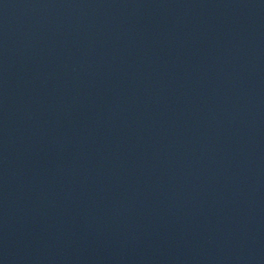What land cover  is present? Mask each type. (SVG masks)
I'll return each instance as SVG.
<instances>
[{"label":"water","instance_id":"95a60500","mask_svg":"<svg viewBox=\"0 0 264 264\" xmlns=\"http://www.w3.org/2000/svg\"><path fill=\"white\" fill-rule=\"evenodd\" d=\"M0 264H264V0H0Z\"/></svg>","mask_w":264,"mask_h":264}]
</instances>
